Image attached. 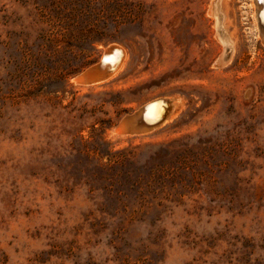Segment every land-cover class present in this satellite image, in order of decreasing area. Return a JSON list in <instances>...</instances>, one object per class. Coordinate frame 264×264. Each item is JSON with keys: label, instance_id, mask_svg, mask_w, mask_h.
<instances>
[{"label": "rangeland", "instance_id": "374dc122", "mask_svg": "<svg viewBox=\"0 0 264 264\" xmlns=\"http://www.w3.org/2000/svg\"><path fill=\"white\" fill-rule=\"evenodd\" d=\"M212 1L0 0V264H264V41L220 0L216 67ZM112 46L115 75L70 83Z\"/></svg>", "mask_w": 264, "mask_h": 264}, {"label": "bare ground", "instance_id": "6f19581e", "mask_svg": "<svg viewBox=\"0 0 264 264\" xmlns=\"http://www.w3.org/2000/svg\"><path fill=\"white\" fill-rule=\"evenodd\" d=\"M253 3L255 6V11L253 10V12H255V26L257 30H259L261 38L264 41V13H259L263 8V6H261L262 2L261 0H253ZM219 7L220 0H213L208 9V15L216 18V38L221 42L223 47L222 52L215 63L216 67L226 65L231 60L233 53L232 41L224 36L220 28L219 22L222 19V14L219 11ZM126 58V50L121 47L112 46L105 50L101 59L95 64L98 69V82L96 84L115 75L122 68ZM178 106L179 102L174 104L172 99H155L134 112L130 126H137L140 129H144V132L154 130L169 119L174 109Z\"/></svg>", "mask_w": 264, "mask_h": 264}, {"label": "water", "instance_id": "95a60500", "mask_svg": "<svg viewBox=\"0 0 264 264\" xmlns=\"http://www.w3.org/2000/svg\"><path fill=\"white\" fill-rule=\"evenodd\" d=\"M70 83L82 86L89 87L93 86L98 82V69L95 64L86 67L81 72L72 76L69 79ZM134 112L131 114L125 115L119 123L111 130V134L118 136H127V135H138L141 132H144V129H140L137 126H130Z\"/></svg>", "mask_w": 264, "mask_h": 264}, {"label": "flooded vegetation", "instance_id": "af4514ba", "mask_svg": "<svg viewBox=\"0 0 264 264\" xmlns=\"http://www.w3.org/2000/svg\"><path fill=\"white\" fill-rule=\"evenodd\" d=\"M259 1V0H258ZM261 6H263V8L259 11V13H264V0H261Z\"/></svg>", "mask_w": 264, "mask_h": 264}]
</instances>
